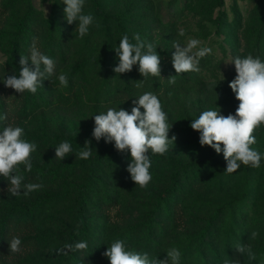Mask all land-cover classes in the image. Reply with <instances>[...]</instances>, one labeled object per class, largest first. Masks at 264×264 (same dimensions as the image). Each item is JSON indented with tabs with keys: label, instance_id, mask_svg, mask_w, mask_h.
I'll use <instances>...</instances> for the list:
<instances>
[{
	"label": "rangeland",
	"instance_id": "obj_1",
	"mask_svg": "<svg viewBox=\"0 0 264 264\" xmlns=\"http://www.w3.org/2000/svg\"><path fill=\"white\" fill-rule=\"evenodd\" d=\"M65 7L62 0H0V114L7 115L0 131L22 127L37 145L31 172L23 165L20 171L23 183L43 185L14 197L7 192L10 181L0 177V264H110L102 254L116 239L160 259L175 247L180 264H264V163L226 174L223 153L201 146L200 133L190 127L205 110L235 114L240 101L229 87L236 76L230 62L249 54L264 61V0H86L84 13L94 23L83 38L75 23L67 24ZM124 34L154 44L160 77L144 79L138 64L131 72L113 71L119 63L114 48ZM34 38L55 60L56 74L35 94H20L3 80L19 76L20 55L30 56ZM189 38L212 53L200 59L199 72L177 75L173 43ZM61 73L67 87L59 84ZM149 91L172 124L169 138L177 139L161 160L151 158L152 180L141 188L126 171L130 153L109 155L114 142H97L92 131L95 115L108 108L131 112L133 100ZM253 135L250 147L264 161V124ZM65 140L73 153L55 159V147ZM86 140L92 156L81 160L76 154ZM171 160L182 168L172 169ZM194 162L201 164L183 168ZM252 231L259 233L255 240ZM13 236L22 242L19 253L9 251ZM79 241L87 250L57 254ZM237 244H249L256 259L238 254Z\"/></svg>",
	"mask_w": 264,
	"mask_h": 264
},
{
	"label": "clouds",
	"instance_id": "obj_2",
	"mask_svg": "<svg viewBox=\"0 0 264 264\" xmlns=\"http://www.w3.org/2000/svg\"><path fill=\"white\" fill-rule=\"evenodd\" d=\"M86 0H62L66 5L64 18L67 24H76L75 30L80 38L88 34L94 23L91 13L85 14ZM99 27V25H96ZM178 35L184 36L181 30ZM135 41V42H133ZM201 41L189 38L186 43L174 41L172 66L177 75L188 72H199L200 59L211 54L209 47H200ZM118 65L113 68L116 74L131 72L134 65H139L140 75L146 79L160 77L161 58L153 43H145L138 34L132 39L124 34L119 45L114 48ZM31 62V66L29 65ZM230 63H234L236 76L229 83V87L240 101L235 114L224 116L220 109L202 111L198 118L191 120L190 127L199 132L201 146H209L217 154L223 153L226 161V174L236 172L241 164L253 168L260 167L262 154L250 147L256 143L254 131L264 124V61L259 56L249 54L245 57L237 56ZM19 76L8 75L3 83L5 87L14 89L23 94L28 91L35 94L42 87L44 80H49L56 74V62L48 55L43 54L36 46V39L30 49V56L20 55ZM168 78L170 84H175L176 76ZM59 84L67 87V74L61 73L57 77ZM171 95V93H169ZM131 112L119 108H108L94 116L95 127L92 137L98 142L103 138L106 143H113L118 152L130 153V162L126 171L131 180L141 188H146L152 176L150 174L151 155H164L170 145L176 141V136L169 138L172 127L168 123L167 113L163 110L160 99L153 92H145L133 100ZM141 108L144 109L141 112ZM219 108V107H218ZM7 119L6 114H0V122ZM223 146V147H222ZM37 145L25 138L24 129L19 126L6 125L0 131V177L10 181L7 192L12 196H19L39 190L40 183H23L24 175L20 171L23 165L25 171L31 172V154L36 151ZM73 153V148L67 140L55 147V159L63 160ZM79 159L87 160L92 156L91 140H86L84 146L76 154ZM259 233L252 231L249 239L255 240ZM20 238L13 236L9 244L11 253L21 251ZM86 241H79L64 245L57 250V254L67 256L69 252L87 250ZM235 250L240 255L247 256L248 260H255L256 254L249 244H237ZM110 264H180L181 252L173 247L167 250L164 258L150 257L148 252L130 250L125 241L116 239L102 254ZM224 264H238L225 260Z\"/></svg>",
	"mask_w": 264,
	"mask_h": 264
},
{
	"label": "trees",
	"instance_id": "obj_3",
	"mask_svg": "<svg viewBox=\"0 0 264 264\" xmlns=\"http://www.w3.org/2000/svg\"><path fill=\"white\" fill-rule=\"evenodd\" d=\"M107 153H108L109 155H114L115 153H118V151H117V150H115V151H107ZM163 156H164V155L156 154V155H151V158L156 157L158 160H161ZM169 163L171 164L172 169H179V170H180L179 167L182 168L181 165L178 167V166L175 164V162H174L173 160H171ZM263 163H264V161H261V164H263ZM200 164H201L200 162H194V163H191V164L186 165V166L183 167V168L196 167V166H199ZM177 173H178V172H177ZM176 183L178 184V179H177V182H176ZM168 196H170V195L166 194L164 197H165V198H168ZM198 252H202V248H201V246H200V249H199ZM183 256H185V254H183ZM200 260H201V263H202V261L205 260V259H204L203 257H201ZM203 262H204V261H203Z\"/></svg>",
	"mask_w": 264,
	"mask_h": 264
}]
</instances>
